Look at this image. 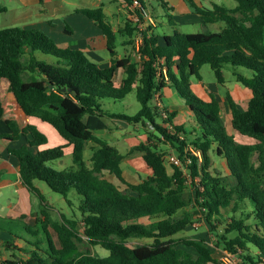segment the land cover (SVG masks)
<instances>
[{
	"label": "trees",
	"instance_id": "1",
	"mask_svg": "<svg viewBox=\"0 0 264 264\" xmlns=\"http://www.w3.org/2000/svg\"><path fill=\"white\" fill-rule=\"evenodd\" d=\"M121 1L147 23V0ZM160 1L166 10L172 9L165 0ZM185 1L204 24L221 21L224 27L208 32L175 28L172 34H156L147 25L141 31L140 63L128 54L118 58L115 50L118 34L132 36L135 26L128 21L122 30L114 31L102 6L76 8L74 12L100 29L110 55L106 66L98 65L80 49L59 46L37 27L0 28V82L8 81L7 92L0 95V122L9 130L0 138L25 140L11 152L18 159L23 184L42 202L41 219L37 220L46 240V248L24 250L27 256L12 255L5 264H223L214 256L215 249L237 253L251 264L264 259V0H234L236 5L230 8ZM4 11L0 3V12ZM64 30L72 32L68 25ZM127 44H133L130 37L123 41ZM36 52L51 55L55 61L40 59ZM204 64L220 84L225 81L223 69L230 66L236 80L249 89L245 109L228 93L226 99L231 127L252 143L237 142L227 132L216 97L210 94L209 100H203L192 90L191 78H201ZM238 67L246 69L247 75L237 71ZM120 69L124 75L117 83L115 74ZM166 86L188 107L195 122L193 136H186L183 124H173L174 112L165 107L169 114L165 121L183 137L168 133L157 122L159 107L152 101ZM131 91L140 104L135 114L103 110L104 98L122 99ZM15 110L50 124L65 143L46 147V135L35 125L18 126ZM105 116L140 122L148 132L147 140L162 136L176 151L180 165L167 163L155 143H139L131 150L141 153L150 174L128 183L131 193L120 190L106 174L124 181V154L93 133L108 127ZM149 124L152 130L147 129ZM89 142L93 145L88 166L83 157ZM189 145L200 152L201 162L185 151ZM67 146H71L77 167L56 170L49 166V161L62 158ZM212 153L225 159L228 175H221L213 166ZM185 175L191 179L202 222L214 237L213 246L203 238L174 237L194 222L192 212L186 209L191 200ZM35 180L44 181L68 205L70 190L81 196L78 209L86 239L78 231L77 220L63 214L60 221L50 219ZM225 209L231 215L222 223ZM25 229L39 233L33 226L25 225ZM136 238L151 242L129 244ZM5 244L8 248L13 245L12 241ZM90 246H100L108 254L93 253ZM252 247L257 254L250 252Z\"/></svg>",
	"mask_w": 264,
	"mask_h": 264
},
{
	"label": "rangeland",
	"instance_id": "2",
	"mask_svg": "<svg viewBox=\"0 0 264 264\" xmlns=\"http://www.w3.org/2000/svg\"><path fill=\"white\" fill-rule=\"evenodd\" d=\"M64 2L65 7L70 8V10L76 6L78 7H96L98 4H102L105 6L106 14L108 15V19L111 21V23L119 30H122L124 28V24L129 21L130 24L135 26V30L133 31L132 36H126L121 33L118 34L115 47L117 48L118 52L122 54L123 47H126V52L128 55L131 56V60L133 62L140 63L142 60L141 53L139 52V46L142 43V35L141 31L142 29L150 25L152 27L153 31L156 34H172L173 29H178L182 32H198V31H218L219 29L224 27V22H215V23H209L204 24L199 16L195 14H191L188 12L189 5L185 0H165L169 6L172 8L171 10H166L162 5L160 0H147L146 5V14L144 16L147 17V23L141 22L137 14L134 12L133 7L129 8L124 4L121 0H65ZM198 3H202L204 6H211L212 2L223 5L225 7H232L236 5V2L234 0H197ZM128 8V9H127ZM132 9V10H131ZM131 12V13H130ZM149 15V16H148ZM9 19L7 16H5L2 12H0V28L6 27L9 23ZM66 22L70 24V27L74 29V33L71 35H67L61 31L63 35L61 37L62 40L59 39V36L52 32L53 36L51 37L57 44H62V47H69V48H77L82 50L88 58L92 57L91 52L99 55L100 57L108 58L109 54L105 47V39L103 35L100 33V30L98 29L97 25H95L91 20L86 18L85 16L81 14H76L70 11V16L66 19ZM87 23H90V27L87 25ZM155 26V27H154ZM131 38V41H133V44L126 46L121 44V41H125L126 39ZM58 44V45H59ZM37 57L40 59L54 62L55 58L51 55H45L40 52H36ZM93 58V57H92ZM91 59V58H90ZM94 62H98L94 59ZM100 64V63H99ZM100 66H103L102 64ZM238 70L240 72L244 71L243 73L247 75L245 72L246 69L238 67ZM231 68L230 66L223 69L224 75L226 77V84L225 88L223 85H219V94L216 93V97L218 101L221 104V107L223 109V112L227 110L228 103L226 99L225 89L229 88L231 86L230 79L231 76ZM201 77L204 84L209 85L211 83H216V78L210 69V67L207 64H204L201 66ZM24 79L26 76H23ZM121 74L120 71L117 72L116 80L120 81ZM196 78H193L194 83L192 84V90L194 92H197L199 90V85H196L195 80ZM225 82V81H224ZM165 101L166 99L163 98ZM157 104L156 106L159 107V115L161 118L156 117V120L160 125L166 129V131L170 134L178 135L179 137H183L181 133H178L177 130H175L174 126H171L169 123H167L165 120L167 117H169V114L167 110L164 109L163 104L158 100L157 97ZM181 101V99H179ZM140 104L136 100L134 92L128 93L124 98L122 99H111V98H104L102 100V108L105 111L108 112H115V113H123L127 115H133L137 112L139 109ZM175 114V113H174ZM224 114V113H223ZM225 116V114H224ZM109 117V116H108ZM120 119L123 120V122L119 121ZM108 122V130L105 131L106 138L110 141L111 146L118 147V149L121 150L122 153H124L127 157L123 164V171L122 175L124 177V181L122 182L118 178H116L114 175H110L111 181L119 187L120 190L126 191V192H132L130 188H128V183H135V179L137 177V172L144 176L146 173V166L141 158V153L137 150H131L134 146L138 144H134L136 139L141 140L140 143H155L159 149L163 153V158L167 163L180 165V161L178 160V157L176 155V151L173 149V147L170 145V143L165 140L162 136L160 140H157L154 138V136H151V140H147L148 132L146 130V127L142 125L140 122H128L127 120L119 117H111ZM45 123V122H44ZM47 124V123H46ZM135 125H137V129H135ZM147 129H153V126L149 124L147 126ZM184 128L186 129V136L191 137L193 136V129L195 128V122L191 117H187L184 122ZM56 132V131H55ZM57 133V132H56ZM96 134L98 136H101L103 134V131L98 130L96 131ZM58 135V133H57ZM136 136L138 138H132L131 136ZM237 137L248 139L251 141V138L247 136H242L241 134H237ZM50 145H53V139L49 137ZM144 140V141H142ZM146 140V141H145ZM139 143V142H138ZM134 144V145H133ZM57 145L56 143L53 145ZM93 145L92 142H89L87 145V149L84 151V161L86 164L90 165L89 158L91 156V146ZM115 147V148H116ZM185 151L190 152L191 154H194L196 149L192 148L190 145L185 148ZM140 155V159H139ZM190 155V154H189ZM201 162V161H199ZM220 162V170L222 175H227L228 170L226 169L225 164L222 160H219ZM190 163V162H187ZM48 165L53 167L56 170H66L70 168H76V164L72 161V155H71V148H65L64 149V155L62 158L55 159L48 162ZM186 176V175H185ZM41 187L43 188L42 195L46 198L51 197L52 202H50L51 206H53L57 212H51L56 221H60V217L62 212L59 207L63 206V209L67 211L64 215L69 216L71 219H75L78 221V231L82 235V227L83 222L80 221V214H79V203L81 200V196L78 195L74 190H70L67 193V199L70 201V205L66 203L62 195L53 192L48 185L41 181L39 182ZM186 184H187V193L190 197V204L186 209H189V211L192 212L193 215V221H198L203 218L202 212L200 210V207L194 202L195 201V194L192 187L191 179L187 175L186 176ZM251 208V206H249ZM48 207H46L47 210ZM48 212V210H47ZM238 211L235 213L238 215ZM231 215L229 209L223 210V216H221L220 220L222 223L228 221V217ZM144 222H148L147 219H142ZM32 225V224H31ZM33 228H38L39 233L37 235L31 234L26 231L23 227L13 224V232L16 233L19 236V240L22 243V248L28 249V250H34L36 247H40L41 249L46 248V240L45 235L42 232L41 224L40 222L32 225ZM221 227V226H220ZM207 226L204 224V222H201L197 226H193L192 224L186 228L185 230L178 232L174 235L176 238L180 237H192V238H203L206 239L211 246H213L214 237L207 231ZM52 237L53 231L51 229L49 230ZM83 239H86L85 236L82 237ZM13 242V241H12ZM151 239L148 238H136L131 239L129 241V244L135 245V244H142V243H150ZM253 248V247H252ZM90 249L93 253H96L100 256H106L108 254V251L103 249L100 246H90ZM216 251H219L215 249ZM8 250L0 249V256H8L9 255ZM216 253V252H215ZM17 256L25 257L28 255V253L20 251H16ZM217 255V253H216ZM4 263V261H0V264Z\"/></svg>",
	"mask_w": 264,
	"mask_h": 264
},
{
	"label": "crops",
	"instance_id": "3",
	"mask_svg": "<svg viewBox=\"0 0 264 264\" xmlns=\"http://www.w3.org/2000/svg\"><path fill=\"white\" fill-rule=\"evenodd\" d=\"M194 1L198 3L197 0H194ZM64 2L66 1L65 0H0V3L4 5L5 7V11L2 13L5 16H7V18L9 19V22H8L9 24L7 26L37 27L43 30L50 37L53 36L52 32L56 33L59 36L60 40L63 39L61 37V35H63L61 31L67 35H71L74 33L73 27L71 28L70 24L66 22V19L70 16V11H72L73 13H76L74 12L76 8H82V7L76 6L70 10V8L65 7ZM97 6H102L106 21L110 23L114 31H117L118 29L108 19L105 6L102 4L100 5L98 4ZM188 12L191 14H195L191 10L190 7H189ZM76 14H80V13H76ZM65 25H68L72 29L71 33L65 32L64 30ZM87 25L89 27L91 26L90 23H87ZM121 44L123 45V41H121ZM59 46H63V45L59 44ZM105 47H106V42H105ZM123 49L124 50L122 54H120L117 48L115 47L116 56L118 58L123 56L124 54H127V52L125 51L126 47H123ZM91 56L93 57V58L90 57L91 60L92 61H94V59L97 60L98 65L102 64L103 66H106L109 64L110 55L108 58H105V57H100L99 55L91 52ZM236 70L239 71L238 68ZM118 71H120L121 79H122L124 73L121 69ZM200 71H201V68H200ZM117 72L115 74V81L117 83H120L121 79L120 81L116 80ZM230 72L232 76V78L230 79L231 86L229 88H226L224 91L225 93L229 92L232 99L241 108L245 109L247 105V99L250 95V91L249 89H247L245 86H243L240 82L236 80V77L232 69ZM200 77H201V72H200ZM193 78H196V77L191 78V86L194 83ZM195 80H196L195 81L196 85H199V90L195 93L199 97H201L203 100H209L210 94L216 97V93L219 94L220 92L219 85L226 84L227 82L226 77H225V82L222 84L216 81V83H211L209 85H206L203 83L202 77L200 79L196 78ZM223 86L225 88V85ZM7 89H8V81L6 79H2L0 82V95L4 96L5 93L7 92ZM131 92H134V91H131ZM157 96H158V100L161 102V104H163L165 108L168 109V111L175 113L172 118V122L174 125H181V124L184 125L185 119L187 117H191L188 107L186 106L182 98L176 93V91L173 88L166 86L161 90V92H159V94H157ZM163 98H165L166 100L164 101ZM179 99H181V101H179ZM157 102L158 101L156 97L152 101V104L153 103L157 104ZM223 113L225 114V116ZM15 114L17 118V124L20 128H22L26 124H33L42 133L46 135V138H47V143L45 145L46 147H53L55 143L57 145H61L65 143L64 139L59 134L57 135V133L55 132L56 130L50 124L48 123L46 124V122L44 123L43 121L35 117L24 116L20 114L17 110H15ZM220 115H221V118L223 120V123H224V126L227 132L229 134H232L237 142H240V143H252L253 142L252 139L251 141L248 139L242 138V137H239L238 139L237 137L238 133L230 125V108H228L227 110H225V112H223V109L220 104ZM110 118L111 117H108V116L104 117V121L106 122L107 126H109L107 120H109ZM119 121L123 122L122 119H120ZM135 126H136L135 129H137V125ZM99 130L103 131V134H101V136H98L96 134V131L98 130H94L93 131L94 135H96L98 138H101L107 141L111 145L110 141L106 138V135H105V131L108 130V127L105 129H99ZM8 132L9 130L7 126L0 122V135L8 133ZM49 137L53 139L54 141L53 145H50ZM131 137L132 138L134 137L135 139L138 138L133 135ZM138 142L140 143L141 140L136 139L134 144H139ZM23 143H25V140L23 137H20L17 140H7L5 138H0V249L8 250L10 252L8 256L6 255L2 257L0 256V261H4L6 259L11 258L12 255L16 254V251H18L17 249H20V251H23V252H25L24 250H28V249L22 248L21 246L22 243L19 240V236L17 235V232L16 233L13 232L14 230L12 228L13 224L19 225L25 229V225H29V226L35 225L39 223L37 219L39 218L41 219L40 211L43 208L42 202L37 194L28 190V188L23 184L21 177H20V173H19L18 159L11 152L12 149L19 147ZM66 148L70 149L71 146H67ZM116 148L118 149V147ZM118 150L120 153H122L120 149ZM126 157L127 156L124 154V159L122 161V167H123ZM211 157L213 160V166L216 167L217 170L221 173V170L219 168L220 167L219 160H222L223 163L225 164V159L221 156L215 155L214 153L211 154ZM139 159H140V155H139ZM87 165L89 166V164ZM145 168H146V171H145L146 174L144 176H141L137 172V177L135 179V182H137L139 179L144 178L150 174L148 167L146 166ZM106 176L108 178L110 177V175L108 174H106ZM41 181L42 180H35L34 185L42 193L43 188L41 187L39 183ZM44 198H45V203L47 204V207H48L47 210H48L50 219H52L53 221H56L54 215L51 212L54 211L58 213V210H56L53 206H51L50 202H52L51 200L52 198L51 197L46 198L45 196ZM59 209H61L60 212H62L63 215L67 212L63 209V206L59 207ZM65 216L69 218V216L67 215ZM52 238L55 240V237H52ZM10 241H13L12 242L13 245L11 244L12 247L8 248V246L5 243L10 242ZM217 250L219 251L215 250L214 256L218 258L222 254L221 252H223V250L221 249H217ZM215 252L217 253V255ZM250 252L252 254H257L258 250L250 248Z\"/></svg>",
	"mask_w": 264,
	"mask_h": 264
},
{
	"label": "built area",
	"instance_id": "4",
	"mask_svg": "<svg viewBox=\"0 0 264 264\" xmlns=\"http://www.w3.org/2000/svg\"><path fill=\"white\" fill-rule=\"evenodd\" d=\"M133 6H137V1H134ZM144 14H146V13H144ZM163 73L165 75V69H163ZM156 97H158L157 94L154 96V98H156ZM194 154L198 157V159L200 161L201 160L200 152L198 150H196L194 152ZM188 162H190V160H188ZM201 209L204 210V208H201ZM201 220L194 221L192 223V225L197 226L198 224L201 223ZM221 253L222 254L218 257V260L223 264H251L249 262L243 261L242 258L237 253L229 252L226 250H223V252H221ZM2 264H5V263H2ZM256 264H264V259L258 260Z\"/></svg>",
	"mask_w": 264,
	"mask_h": 264
},
{
	"label": "water",
	"instance_id": "5",
	"mask_svg": "<svg viewBox=\"0 0 264 264\" xmlns=\"http://www.w3.org/2000/svg\"><path fill=\"white\" fill-rule=\"evenodd\" d=\"M63 90H65V89H63Z\"/></svg>",
	"mask_w": 264,
	"mask_h": 264
}]
</instances>
